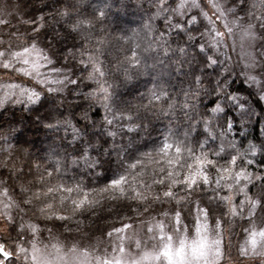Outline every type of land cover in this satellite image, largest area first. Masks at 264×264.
I'll return each mask as SVG.
<instances>
[{
    "label": "snow or ice",
    "instance_id": "6c2138e0",
    "mask_svg": "<svg viewBox=\"0 0 264 264\" xmlns=\"http://www.w3.org/2000/svg\"><path fill=\"white\" fill-rule=\"evenodd\" d=\"M25 3L0 5V264H264V0H149L147 44L119 55L112 4ZM103 201V249L42 227Z\"/></svg>",
    "mask_w": 264,
    "mask_h": 264
},
{
    "label": "trees",
    "instance_id": "16d2710c",
    "mask_svg": "<svg viewBox=\"0 0 264 264\" xmlns=\"http://www.w3.org/2000/svg\"><path fill=\"white\" fill-rule=\"evenodd\" d=\"M4 0H0V4L3 3ZM11 3H16V0H10ZM43 0H26V3L24 4V12H27L29 16H32L35 13V10L33 9V3L36 4L37 7H39L40 3H42ZM88 2L92 5H95L97 0H88ZM139 0H104L101 1V5L103 3L112 4V11L108 15V19L104 21L105 27L107 31L110 33V35L113 37L110 41L111 47H112V55H119L121 49H127L130 46L134 44H147V40L144 38V33L140 31L141 25L148 19V16L150 13L147 11L149 7V0H144V8L138 7ZM137 16V21L135 22V27L138 26V35L133 37V35H129L121 26V18L122 16L131 17ZM15 23V21H13ZM162 24V18H154L152 22L153 29L161 28ZM162 30V29H161ZM123 36L133 37L132 40H125L120 39ZM71 43V42H70ZM79 37H77V46L79 47ZM61 63H64V61H61ZM241 67L240 64H237V70H239ZM91 82L85 81L84 84L81 85V88L85 91L87 90V85ZM237 85H240V80L238 79L236 81ZM94 86V85H93ZM243 87H246V85H243ZM75 104V101L72 102ZM262 104H264V101H261ZM10 109L18 108V106H9ZM101 109V113H102ZM0 112L3 113V121H7L11 118V111L4 112L3 109H0ZM17 116H20V113L17 112ZM2 122V121H0ZM156 124V127L162 129L163 124L166 123V121L163 122H154ZM15 131L19 132V136L17 139L24 140L28 139L35 143L37 148H48L51 142H48V139H50L51 133H45L42 130H38L35 126L30 124L27 120L24 121L23 124L16 125ZM9 143H12L15 147H30L29 145H17L15 140L9 141ZM54 147V146H53ZM20 161H17L19 163ZM72 175L73 173H69ZM95 179V178H94ZM86 182L87 179L85 178ZM104 183L103 180L96 181L92 183L91 187H98L101 186ZM119 210V202L112 203L111 206H109L108 201H103L100 208L97 209L95 215H92L90 218L86 217H80V227L79 229L76 228L75 224L76 221L71 222L70 224L65 225L64 227H60V223L57 222L56 227H53L52 224H48L46 226L42 225V227H46L48 229H52V235L58 238L61 242L65 243H71L73 241H76L78 243L84 244V245H91L93 247L96 246V244L100 245L101 243L104 244V241L107 240L106 236L103 235V233H106L108 231V225H111L114 220L117 219L115 216V212ZM111 213V215H110ZM124 215H129V213L124 210ZM42 219V218H41ZM2 231L5 230L4 227H1ZM239 228H236V232H239ZM49 238V232L45 230L43 232V235L41 239H44L47 241ZM233 242H235V236L233 237Z\"/></svg>",
    "mask_w": 264,
    "mask_h": 264
},
{
    "label": "rangeland",
    "instance_id": "374dc122",
    "mask_svg": "<svg viewBox=\"0 0 264 264\" xmlns=\"http://www.w3.org/2000/svg\"><path fill=\"white\" fill-rule=\"evenodd\" d=\"M96 1V0H95ZM101 1H104V0H100V2ZM4 3V2H3ZM3 3H1L0 5H2ZM97 3V2H96ZM137 16H132L131 15V17H126V16H122V18H121V25H119V26H121L124 30L125 29H127V33L129 34V35H133V30H135L137 33H138V26L137 27H135V22L137 21ZM257 51H259V47L257 46V49H256ZM238 49H237V52H233V53H231V55L233 56V58L235 59V58H237V54H238ZM51 139H54V137H51L50 139H48V142H51ZM188 221H185V223H187ZM0 232H2V228L0 227ZM45 243H47L48 242V240L47 241H45L44 239H42ZM54 242V241H53ZM107 244H108V241L106 240V241H104V244L103 243H101L100 245H99V247L101 248V249H103L105 246H107Z\"/></svg>",
    "mask_w": 264,
    "mask_h": 264
}]
</instances>
